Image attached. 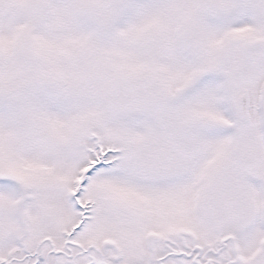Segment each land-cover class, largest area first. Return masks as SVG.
<instances>
[{"label": "snow or ice", "instance_id": "1", "mask_svg": "<svg viewBox=\"0 0 264 264\" xmlns=\"http://www.w3.org/2000/svg\"><path fill=\"white\" fill-rule=\"evenodd\" d=\"M0 264H264V0H0Z\"/></svg>", "mask_w": 264, "mask_h": 264}]
</instances>
